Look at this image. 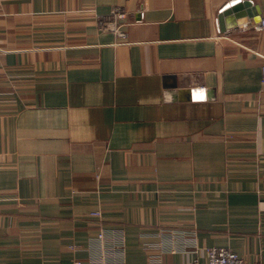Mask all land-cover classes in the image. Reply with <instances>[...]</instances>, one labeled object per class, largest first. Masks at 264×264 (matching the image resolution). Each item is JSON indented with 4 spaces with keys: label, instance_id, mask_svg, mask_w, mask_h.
I'll list each match as a JSON object with an SVG mask.
<instances>
[{
    "label": "crops",
    "instance_id": "0c3cea01",
    "mask_svg": "<svg viewBox=\"0 0 264 264\" xmlns=\"http://www.w3.org/2000/svg\"><path fill=\"white\" fill-rule=\"evenodd\" d=\"M116 6L126 38L100 28ZM256 17L264 0H0V264H264Z\"/></svg>",
    "mask_w": 264,
    "mask_h": 264
},
{
    "label": "built area",
    "instance_id": "2783aa9c",
    "mask_svg": "<svg viewBox=\"0 0 264 264\" xmlns=\"http://www.w3.org/2000/svg\"><path fill=\"white\" fill-rule=\"evenodd\" d=\"M128 23V13L122 7H114L107 17L100 19V28L104 31H112L121 38H126L125 26ZM257 28L264 30V17L257 23ZM263 81H264V66H263ZM94 215H101L99 211ZM101 238L103 234L99 235ZM206 253L205 264H247L242 256L233 251L232 249L224 246L207 247L203 249ZM75 264H82L77 261ZM192 264H202L199 258H195Z\"/></svg>",
    "mask_w": 264,
    "mask_h": 264
},
{
    "label": "water",
    "instance_id": "95a60500",
    "mask_svg": "<svg viewBox=\"0 0 264 264\" xmlns=\"http://www.w3.org/2000/svg\"><path fill=\"white\" fill-rule=\"evenodd\" d=\"M238 2L232 4V5H228L227 7H225L222 12L220 13V16H219V21H220V26H221V30L222 31H225V18H224V15H226L228 12H231L232 9L236 10L238 7L240 6H236ZM246 5H251V2L247 1L245 2ZM255 20L257 22H259L260 20V17H256Z\"/></svg>",
    "mask_w": 264,
    "mask_h": 264
}]
</instances>
